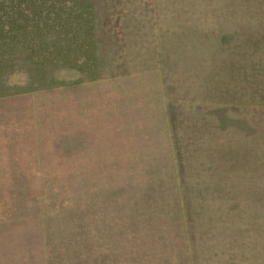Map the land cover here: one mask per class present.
Listing matches in <instances>:
<instances>
[{
  "label": "rangeland",
  "instance_id": "rangeland-1",
  "mask_svg": "<svg viewBox=\"0 0 264 264\" xmlns=\"http://www.w3.org/2000/svg\"><path fill=\"white\" fill-rule=\"evenodd\" d=\"M0 264H264V0H0Z\"/></svg>",
  "mask_w": 264,
  "mask_h": 264
}]
</instances>
